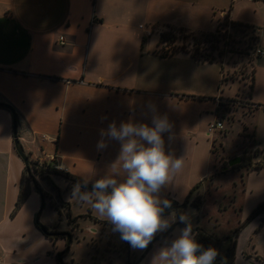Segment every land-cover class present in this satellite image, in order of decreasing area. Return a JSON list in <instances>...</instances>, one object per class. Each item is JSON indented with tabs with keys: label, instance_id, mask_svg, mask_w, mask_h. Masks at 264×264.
<instances>
[{
	"label": "crops",
	"instance_id": "crops-1",
	"mask_svg": "<svg viewBox=\"0 0 264 264\" xmlns=\"http://www.w3.org/2000/svg\"><path fill=\"white\" fill-rule=\"evenodd\" d=\"M153 1L0 0V102L17 113L18 137L31 160L48 164L57 155L55 162L65 168L59 175L68 174L83 184L88 180L87 185L106 174L120 151L115 140L97 149L101 129L129 119L151 125L154 112L167 115L172 129L164 134L165 148L183 156L184 167L161 197L184 204L192 190L194 158L193 152L187 158L186 148L194 147L201 134L213 135L211 120L218 118L221 104L214 98L218 77L195 74L222 65L197 62L189 52L163 56L158 45L147 49L152 36L142 29L140 37L134 36L128 22L138 11L148 18ZM156 1L163 11L165 0ZM255 2L234 0L221 14L230 23L254 28L264 52V0ZM238 4L250 5L255 12L239 13ZM252 65L247 99L262 107L264 53ZM229 79L234 83L233 77ZM12 130V114L0 109V264H58L56 255L65 242L50 240L33 223V213L40 207L34 188L11 217L25 175ZM59 180L67 188L65 180ZM180 186L181 197L189 191L184 199L176 194ZM30 202L34 212L24 216L23 208Z\"/></svg>",
	"mask_w": 264,
	"mask_h": 264
},
{
	"label": "rangeland",
	"instance_id": "rangeland-1",
	"mask_svg": "<svg viewBox=\"0 0 264 264\" xmlns=\"http://www.w3.org/2000/svg\"><path fill=\"white\" fill-rule=\"evenodd\" d=\"M233 1L165 0V9L162 11L159 1L155 0L148 18L138 11L137 14L129 16L128 25L134 36L140 37L142 30L148 37L152 36L146 48L149 46L156 48L158 45L160 55L190 52L192 45L195 44L193 38L197 39L201 34L219 30V23L224 21L221 12L230 8ZM253 1L263 3L262 0ZM237 6V12L245 13L246 16L255 12L250 5ZM258 9L261 7L258 6ZM162 35L170 37L174 42L168 46V42L161 41ZM206 46L207 44L203 48ZM235 60L234 57L225 58L222 66L217 64L205 67L206 69H201L202 71L195 74L197 78L214 75L218 77V92L214 98L217 102L221 101L222 105L219 106V119L216 116L211 121L215 123L219 120L223 124V129L214 130L211 137L199 135L196 145L192 147L190 144V150L186 148L187 158L191 156V152L194 157L190 164L193 169L191 189L196 188L201 182L202 184L191 196L192 190L190 192L186 190L185 195L181 197L183 187L178 188L176 194L180 199H184L188 192L189 194L185 208L175 212L177 215L187 212L191 216L193 227H200L220 238L232 236L240 228L237 233L234 264H264V215L246 224L256 207L264 203V168L260 170L238 168L242 163L264 162V106L253 105L247 99L246 85L249 87L251 83V78L246 76L248 68L245 63L239 64ZM220 68H223V73ZM234 69L232 83L228 72ZM236 157H240L241 162L234 166L233 170L228 163ZM40 165L48 164L42 162ZM224 170L229 171L222 173ZM32 174L47 196L39 224L48 230L55 228L58 232H67L72 236L69 253L63 259L66 264H151L153 254L178 235L177 229L184 227L177 220L167 232L157 234L147 249H133L91 204L72 198L75 185L66 188L64 181L59 180L64 179L62 175L46 173L58 188L63 200L58 198L57 191H53L35 170H32ZM21 188L29 194L33 190L32 181L26 171ZM199 199H202L203 203L202 207L197 209L193 201ZM65 203L70 204L71 219L74 221L77 218L76 223H69ZM33 206L31 202L24 206V216L27 215L26 212L30 214L34 212ZM37 210L36 208V212ZM88 211L92 212L93 218L101 219L99 220L101 222L86 218ZM35 213L34 216L38 212ZM34 222L36 223V216L33 218ZM91 228L97 232H93Z\"/></svg>",
	"mask_w": 264,
	"mask_h": 264
},
{
	"label": "clouds",
	"instance_id": "clouds-1",
	"mask_svg": "<svg viewBox=\"0 0 264 264\" xmlns=\"http://www.w3.org/2000/svg\"><path fill=\"white\" fill-rule=\"evenodd\" d=\"M171 129L167 115L155 112L151 125L129 119L101 129L97 149L103 150L108 141L115 140L120 143L119 154L90 191L75 185L72 198L91 204L133 249L145 250L157 234L167 232L177 220L183 224L176 230L178 235L153 254L151 264H216L218 249L197 242L187 212L165 215L172 201L162 199V190L184 167L183 156L166 151L164 134ZM87 184L88 180L85 189Z\"/></svg>",
	"mask_w": 264,
	"mask_h": 264
},
{
	"label": "trees",
	"instance_id": "trees-1",
	"mask_svg": "<svg viewBox=\"0 0 264 264\" xmlns=\"http://www.w3.org/2000/svg\"><path fill=\"white\" fill-rule=\"evenodd\" d=\"M222 26L224 27V25ZM193 39L195 44L192 45V49L189 52L192 59L200 63H204V62H210V63L218 62L219 64L222 63L224 53L222 50L223 42L221 41V39L224 38L218 31L208 34H201L200 38L197 39L193 38ZM161 41L168 42L167 44L168 46H170L174 42L173 39L171 40L170 37H166V36L164 37V35L161 36ZM258 42H259V38L254 28L241 24L231 23V38L227 43L224 44L225 46L228 47V51L225 54V58L232 59L234 57L236 59L235 62H239V64L245 63V65H247L248 75L246 76L251 78V83L249 86L250 88H252V77H253L252 63L254 59L258 58L253 56V53L255 50V45ZM205 44H207L205 51H201V48H203ZM235 67L236 66H234V68ZM234 74H235V69L230 77H233ZM17 124L19 125L18 117H17ZM43 168H39L38 166H35L32 168V170H35L37 174H39L44 180H46L49 186L51 187V189L53 191H57L58 198H61L58 188L55 187L51 178L48 176V174H46L53 172L59 175V173L55 170H52L48 165L43 166ZM238 168H245L248 170H260L264 168V162H259L256 164H253L252 162L242 163L238 165ZM232 169L234 170L235 167H233ZM228 171L229 170H224L222 173H226ZM62 177L64 178L67 184V188H69L71 185L83 184L81 180L73 176H70L68 174H64L62 175ZM201 184L196 186V188H194L190 192V196L193 195V193L201 186ZM28 196L29 193L28 192L25 193L21 188L18 200L16 202L15 210L11 215V217H13L16 214V212L22 207ZM44 197L47 198L46 194L44 195ZM202 203H203L202 199H199L198 201H193V205H195L197 209H200L202 207ZM185 204L186 202L184 203V205ZM65 207L66 210L68 211L67 216L69 223H72L73 221L71 219L70 204L65 203ZM261 215L262 216L264 215V203H261L256 207V209L248 217L246 224ZM87 217L92 218L96 222H101L96 218H93L92 216H87ZM76 220L77 218L74 219V221ZM36 226L39 229L38 223H36ZM239 230L240 228L236 230L232 236L220 238L214 233H208L200 227H193V236L195 237L197 242L204 245V247H208L211 245L218 249L220 255L217 257L216 264H234L235 252L237 246V233L239 232Z\"/></svg>",
	"mask_w": 264,
	"mask_h": 264
},
{
	"label": "water",
	"instance_id": "water-1",
	"mask_svg": "<svg viewBox=\"0 0 264 264\" xmlns=\"http://www.w3.org/2000/svg\"><path fill=\"white\" fill-rule=\"evenodd\" d=\"M0 109H4V110L9 111L13 116V130L12 131H13V137H14L15 151L18 154V156L21 158V160L23 161L25 168H26V173H27L28 177L31 179L32 184H33V188L35 189L36 193L38 194V196L40 198V207H39L38 213L36 215V223H38L39 229L41 230V232L50 240L57 241V240H60L63 238L65 239V250L61 251L57 256L58 264H65L63 262V259L69 253L70 245L72 243V236L67 232H65V233L49 232V230L46 227L39 224V217H40V215L44 209V206H45V197H44V193L42 192L41 188L39 187L38 181L36 180L35 176L32 174V168L35 166H38L39 168H43V166H41L38 162L31 160L30 157L26 154V152L23 148V145H22V143L18 137L17 113L15 112V110L10 105H8L6 103H1V102H0ZM240 162H241V158L236 157L235 159L229 161L228 166L233 168L234 166H236ZM80 185H81V190H89L90 191L92 188V185H87L86 189L84 187V184H80ZM169 200L172 201V208L169 210H166L165 214L170 213L171 211L181 210V209L185 208L184 204H179V202L176 201L175 199L170 198Z\"/></svg>",
	"mask_w": 264,
	"mask_h": 264
},
{
	"label": "built area",
	"instance_id": "built-area-1",
	"mask_svg": "<svg viewBox=\"0 0 264 264\" xmlns=\"http://www.w3.org/2000/svg\"><path fill=\"white\" fill-rule=\"evenodd\" d=\"M226 16L227 15H224V22H222L220 24V28L218 30V32L223 36L224 39H221V41L223 42V46H222V50H223V53H224V57L223 59H225V54L227 53L228 51V47L225 46L224 44L227 43L230 38H231V23L230 22H227L226 21ZM224 25V27L222 26ZM201 51H205L204 48H201ZM209 53V52H208ZM263 50L260 48V46L258 45V43L255 45V50H254V53H253V56L255 57H261L263 55ZM216 55V54H215ZM217 56V55H216ZM224 64V62L222 61V65ZM222 103V102H221ZM228 104V103H227ZM219 119V118H218ZM216 129H219L222 130L223 129V124L218 120V122H215L214 124L210 125V128H209V133L213 132L214 130ZM42 139L43 140H48V138H46V136H42ZM57 158V155H52L50 158H49V162H48V166H50V168L52 170H55L57 172H65V168L63 167V165L61 164H57L55 162Z\"/></svg>",
	"mask_w": 264,
	"mask_h": 264
},
{
	"label": "flooded vegetation",
	"instance_id": "flooded-vegetation-1",
	"mask_svg": "<svg viewBox=\"0 0 264 264\" xmlns=\"http://www.w3.org/2000/svg\"><path fill=\"white\" fill-rule=\"evenodd\" d=\"M74 223H76V221H73ZM49 232H58L57 231V229H55V228H51L50 230H49ZM60 240H63L64 242H65V239L63 238V239H60ZM63 250H65V245H64V247L58 252V254L61 252V251H63ZM58 254L56 255V258H57V256H58ZM66 257V256H65ZM64 257V258H65ZM66 264V263H65Z\"/></svg>",
	"mask_w": 264,
	"mask_h": 264
}]
</instances>
